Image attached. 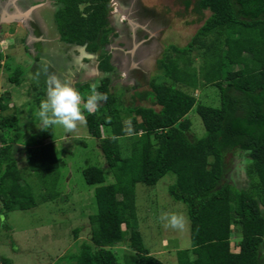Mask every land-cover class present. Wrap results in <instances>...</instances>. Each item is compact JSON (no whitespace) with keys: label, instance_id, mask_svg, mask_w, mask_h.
<instances>
[{"label":"trees","instance_id":"1","mask_svg":"<svg viewBox=\"0 0 264 264\" xmlns=\"http://www.w3.org/2000/svg\"><path fill=\"white\" fill-rule=\"evenodd\" d=\"M57 1L62 42L87 45L91 53L110 43L111 0ZM184 1L193 5L203 25L186 46L171 45L158 61L163 81H151L150 90L135 92V100L125 106L105 77L97 91L107 99L93 110L90 84L78 88L89 134L97 139L115 181L106 184L98 166L83 170L86 182L96 186L97 214L89 218L91 241L70 256V264H165L150 253L137 229L136 188L139 183L155 186L168 173L176 176L169 194L186 205L191 221L192 246L178 251V264H264V0ZM3 62L0 50V68ZM99 69L114 71L109 53L99 56ZM20 78L17 70L9 80L20 83ZM209 87L218 90L219 107L194 94ZM9 101L0 96V202L6 213L37 206L18 167L21 147L45 189L56 183L60 168L57 149L48 141L54 126L26 134L18 111L7 113ZM142 101L151 106L137 104ZM192 110L206 129L200 139L189 135ZM127 116L131 133L124 123ZM105 129L111 136H104ZM233 153L246 157L248 188L229 183L227 157ZM49 196L55 199L59 193ZM234 233L241 235L236 250ZM119 245L129 248L123 262L113 251Z\"/></svg>","mask_w":264,"mask_h":264},{"label":"rangeland","instance_id":"2","mask_svg":"<svg viewBox=\"0 0 264 264\" xmlns=\"http://www.w3.org/2000/svg\"><path fill=\"white\" fill-rule=\"evenodd\" d=\"M36 3L34 0L32 4ZM45 3H48V8L43 12L48 16L53 35L57 36L58 30L53 22L52 13L60 4L57 0H46ZM109 9L110 15L116 16L108 28L111 41L97 53H86L84 67L88 66L91 70L90 68L97 65L95 61L98 56L113 51L114 58L111 63L114 71L108 74L100 73L97 76L94 73L86 74L85 68L77 64L79 59L77 63L74 59L65 62L58 53L47 54L45 59L51 66L58 68L60 74L55 75L61 80L67 78L77 88L89 82L91 86L89 93L92 94L99 95L97 88L103 78L109 77L111 91L120 97L123 105L129 106L135 100V92L150 90V83L153 80L163 81L158 61L171 45L186 46L203 25V20H199L193 5L187 7L184 0H111ZM121 15L125 16L124 20L128 19L130 22L124 21L122 26L119 25L117 17ZM205 15L208 17L210 12L206 11ZM33 16L31 22L20 24L0 22V50L4 56L3 66L0 68V96L9 97L7 113H13L15 109L18 111L26 134L40 130L37 127L40 121L36 112L40 101L45 97L46 81L51 73L47 69L49 65L47 64V67L41 63L36 41L30 42L29 39L30 34L40 31L42 26L37 25L36 28V22L34 26L31 25L37 18ZM132 24L147 26V32ZM120 31L124 32V35L119 37ZM52 46L54 44L49 48ZM54 51L56 53L57 50ZM74 54L76 58L81 57L78 51ZM63 67L72 70L76 74L74 77L76 80L68 78V75L61 71ZM17 70L21 72L20 83L11 82L9 77L15 76ZM194 94L207 105L220 106L218 90L215 88L198 90ZM104 103V99H98L90 110L101 107ZM137 104L151 106L147 101ZM81 110L84 119L78 122L75 129L68 131L61 125H55L54 137L48 140L55 145L60 158V168L55 173L58 180L53 183L54 178H50L48 183L53 184H48V190L42 185L37 174L30 169L22 147L17 153L19 170L24 182L31 187L37 206L6 213L0 202V262L6 258L11 264H70V256L76 253L84 242L91 241L92 229L89 218L97 214L96 186L86 182L83 170L89 166H98L107 176L106 184L113 183L115 179L97 139L89 134L83 97ZM188 117L192 122L190 137L198 139L204 137L206 129L200 116L192 110ZM126 118L124 122L126 131L131 133L133 129L131 117ZM104 136H111L109 129L104 130ZM209 160L213 162L214 158L211 157ZM227 162L231 167L229 183L238 189L248 188L250 179L246 170V157L240 159L238 154L233 153L228 155ZM175 181L176 176L168 173L155 186L139 183L136 188L137 229L141 232L150 253L165 264H178V251L192 246L191 221L187 207L169 194V187ZM54 192H58L59 196L55 199L49 198V194ZM161 210L182 212L187 218L184 229L164 227L163 222L158 219ZM77 228H81V231L76 237ZM123 229L126 230L125 225ZM240 240V234L232 235L233 250L237 249L236 245ZM113 251L123 262L124 254L129 248L126 245H119L115 246Z\"/></svg>","mask_w":264,"mask_h":264},{"label":"clouds","instance_id":"3","mask_svg":"<svg viewBox=\"0 0 264 264\" xmlns=\"http://www.w3.org/2000/svg\"><path fill=\"white\" fill-rule=\"evenodd\" d=\"M77 46H86L87 49V45ZM46 85L45 97L40 101L36 112L40 121L37 127L47 130L55 125H61L66 130L72 131L77 127L78 122L84 119L80 90L69 79L61 80L55 74L47 78ZM98 99H107V97L102 93L93 94L89 97L88 103L94 104ZM158 219L163 222L164 227L183 230L187 218L182 212L161 210Z\"/></svg>","mask_w":264,"mask_h":264},{"label":"crops","instance_id":"4","mask_svg":"<svg viewBox=\"0 0 264 264\" xmlns=\"http://www.w3.org/2000/svg\"><path fill=\"white\" fill-rule=\"evenodd\" d=\"M46 0H37V3L34 5H40L38 8H36L34 11H32L27 17H20L17 16L20 12H25L27 11L30 7L34 6L32 3H34V0H30L26 5L19 4V0H0V22H2L3 24H20L21 22L28 20L30 21L32 15H34L33 17L35 18L36 16L39 17V19L41 20V24L42 26L40 31L38 32H32L29 36L30 42H34L36 41V46H37V52H40V57H41V63L45 66L49 67L47 69H49L50 75L51 74H60V72L58 71V68H55L54 66L50 65V62L47 61L45 58L47 57V54L49 55L50 53L53 54H57L58 56H61L65 62H67L70 59H74V61H76V63L79 62L77 64H79L80 66L84 67V58L86 57V53H89L87 51V49H83L81 50V47H78L77 45H69V44H65L64 42L61 41V37L60 34L58 32L57 36L56 34L53 35L52 33V27H50L48 20H47V15H45V13L43 12L44 9L48 8V3H45ZM31 3V4H30ZM44 7V8H42ZM42 8V9H41ZM38 9H41V11H39ZM58 10V9H57ZM55 10L52 13L53 16V22H55ZM38 12V13H36ZM50 12V11H49ZM51 14V13H50ZM19 17V18H18ZM116 17V16H114ZM110 15L109 17V21L110 23L112 22V19L114 18ZM118 21L120 22L119 25H122L124 23L125 20V16L121 15L119 17H117ZM127 20V19H126ZM32 25V24H31ZM47 25V26H46ZM133 25V24H132ZM137 28H143L144 31L143 32H147V26H141V25H136ZM36 28H38L37 25H35ZM57 28V25H56ZM58 30V28H57ZM53 39H52V38ZM38 44V45H37ZM51 44H54V46L50 47L49 46ZM40 47V48H39ZM111 49L112 46L110 47ZM57 50L56 53L54 50ZM66 49H68L66 51ZM70 50H73V52H70ZM66 51V52H65ZM78 51L81 54L80 58H76L75 57V52ZM64 53V55H63ZM109 54L111 55V60L112 58H114V52L111 51L109 52ZM39 57V58H40ZM75 57V58H74ZM97 63V65L94 68H90L91 70L88 69V66H85V73L89 74V73H94L96 76L99 75L100 73L105 74L104 72H102L99 69V56L98 59L95 61ZM48 64V65H47ZM52 68V70H50ZM65 75H68L67 77L70 78L72 81L76 80V78H74L76 76V74L70 70L69 68H65L63 67V70H61ZM89 83V82H85L84 84ZM90 84V83H89Z\"/></svg>","mask_w":264,"mask_h":264},{"label":"flooded vegetation","instance_id":"5","mask_svg":"<svg viewBox=\"0 0 264 264\" xmlns=\"http://www.w3.org/2000/svg\"><path fill=\"white\" fill-rule=\"evenodd\" d=\"M30 0H19V4L21 5V3L24 5V4H27L28 2H29ZM37 1V0H36ZM37 17V16H36ZM124 20V19H123ZM126 22H130V20H125ZM23 22H31V21H28V20H25V21H23ZM35 22H36V25H38V26H40V24H41V20L39 19V17H37L36 18V20L34 21V23L32 24V26H34L35 25ZM122 26V25H121ZM134 27H136L137 28V26L136 25H133ZM131 27H132V25H131ZM120 30V29H119ZM140 30L141 31H144V29L143 28H140ZM119 37L120 36H122V35H124V32H122L121 33V31L119 32Z\"/></svg>","mask_w":264,"mask_h":264},{"label":"water","instance_id":"6","mask_svg":"<svg viewBox=\"0 0 264 264\" xmlns=\"http://www.w3.org/2000/svg\"><path fill=\"white\" fill-rule=\"evenodd\" d=\"M40 6V5H39ZM38 5H34L32 7H30L27 11L25 12H20L17 16H20V17H27L32 11H34L36 8L39 7ZM19 18V17H18ZM86 46L84 47H81V48H84L85 49ZM179 126V124H177V127Z\"/></svg>","mask_w":264,"mask_h":264},{"label":"built area","instance_id":"7","mask_svg":"<svg viewBox=\"0 0 264 264\" xmlns=\"http://www.w3.org/2000/svg\"><path fill=\"white\" fill-rule=\"evenodd\" d=\"M0 264H3L2 262H0Z\"/></svg>","mask_w":264,"mask_h":264}]
</instances>
